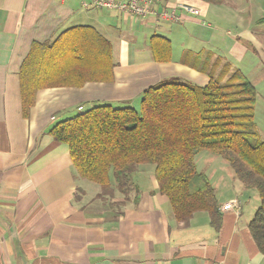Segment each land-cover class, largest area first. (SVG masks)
Returning a JSON list of instances; mask_svg holds the SVG:
<instances>
[{
    "label": "crops",
    "instance_id": "crops-1",
    "mask_svg": "<svg viewBox=\"0 0 264 264\" xmlns=\"http://www.w3.org/2000/svg\"><path fill=\"white\" fill-rule=\"evenodd\" d=\"M226 2L158 0L153 13L136 18L111 9H83L81 0H0V264H264L248 229L259 197L255 190L244 189L234 174L218 171L213 181L201 172L215 189L221 214L217 230L206 212H196L182 224L158 191L154 167L135 168L139 173L131 178L128 194L114 189L101 199V188L78 176L68 147L48 135L54 124L94 106L134 107L146 88L164 79L206 85L208 71L190 66L186 59L200 54L198 61H203L210 53L194 50L189 41L204 39L202 28L209 30L205 40L223 34L211 21L217 15L214 9ZM181 3L197 8L199 15L176 9L179 20L160 18ZM261 9L255 0L236 1L230 22L234 30L227 34L250 43L261 62L263 70L254 68L252 80L247 79L256 91L255 130L264 141V117H259L264 116V107H259L264 90V23L260 22L264 17L250 15ZM133 22L143 28L145 37L151 33L170 41L169 62L153 61L149 48L144 58L128 60L117 28L128 27V36ZM78 25L92 26L110 41L113 81L39 90L24 118L18 71L31 43L51 40ZM211 56V63L220 59L222 64L220 56ZM204 153L195 156L196 169V157L201 156L212 173V155ZM233 199L238 213L222 211Z\"/></svg>",
    "mask_w": 264,
    "mask_h": 264
},
{
    "label": "trees",
    "instance_id": "trees-1",
    "mask_svg": "<svg viewBox=\"0 0 264 264\" xmlns=\"http://www.w3.org/2000/svg\"><path fill=\"white\" fill-rule=\"evenodd\" d=\"M148 46L153 61L171 60L167 38L152 35ZM200 56L186 61L208 71L206 85L166 79L142 92L139 110L94 106L54 124L48 135L68 147L78 176L98 185L101 196L114 189L128 194L135 168L150 164L174 219L187 224L194 213L206 212L215 230L221 223L215 189L196 169L195 156L207 152L222 158L243 188L258 194L248 229L264 255V141L253 119L256 91L241 71H231L220 59L211 63V54L203 61ZM114 67L110 41L92 26H73L51 40L33 41L18 71L23 117L29 116L39 90L111 83Z\"/></svg>",
    "mask_w": 264,
    "mask_h": 264
},
{
    "label": "rangeland",
    "instance_id": "rangeland-1",
    "mask_svg": "<svg viewBox=\"0 0 264 264\" xmlns=\"http://www.w3.org/2000/svg\"><path fill=\"white\" fill-rule=\"evenodd\" d=\"M238 0H227V2L220 7L215 8L214 10L217 11L216 17L212 19V24L213 26H220L221 29L223 30V34L220 32H217V36L213 35L210 36L208 40H205L207 37V34L209 33V30L201 29L202 31L205 32V38L201 40H191L189 41L191 48L194 50H200L203 49L205 51H201L203 55L205 54H216L221 57L222 59V64L223 63H228L229 66L231 67V70H239L241 73L248 79L252 80V75L251 71L255 69H262V65L260 64L261 62L258 61V59H255L254 51L250 43L245 42V41H239L237 39H233L232 37H229L231 35L227 34V31L232 32V25H231V12L235 7V2ZM257 7L258 5H262L261 12L258 11L257 13H254L253 11L250 12L251 14H255V16H260L264 17V0H255ZM227 9V10H226ZM105 12V11H104ZM205 21V19H203ZM133 27L131 28V32L129 33L128 36H126L128 27H118L117 30H121L120 37L122 38V47H126L128 50V60H140L144 58L147 54V49L149 48V43H147L148 38L151 36V33L147 35V37L144 36L143 28L138 24V22H133ZM208 21L204 22V25H207ZM264 29V28H262ZM126 36V37H125ZM180 38V35H177L173 38V44L174 47L176 48L178 46V39ZM264 37H261L263 39ZM115 46V45H114ZM243 52V53H242ZM242 53V54H241ZM192 57V56H191ZM116 60H119L116 58ZM192 61V59H190ZM250 65H255L252 68ZM254 69V70H255ZM170 79V78H169ZM166 80V79H164ZM261 95L263 99L259 100V107L263 108L264 107V90L261 91ZM134 106L135 110H139L140 108V103H136V105H131ZM83 110V109H82ZM81 112V111H80ZM80 114V113H79ZM259 117H264L262 114H259ZM264 130V129H263ZM206 153V152H205ZM204 153V155H206ZM201 156L196 157L197 159V169L199 172H205L211 180L214 181V175H218L221 172H226L230 173L233 175L232 170L228 166L225 160H223L220 157L217 156H210L212 157V165H211V170H213L212 173H210L206 168V163L201 161ZM138 167V166H137ZM136 167V168H137ZM143 166L138 167L140 169ZM144 167H148L147 169H150L151 167H154L153 165L150 164H145ZM112 173V172H111ZM110 173V177L112 178V174ZM139 173V170L134 171V173L131 175V177H136L137 174ZM91 183V182H90ZM90 185V184H89ZM93 185V184H92ZM96 185V184H95ZM98 185H96L97 187ZM106 195H103L101 199H104Z\"/></svg>",
    "mask_w": 264,
    "mask_h": 264
},
{
    "label": "built area",
    "instance_id": "built-area-1",
    "mask_svg": "<svg viewBox=\"0 0 264 264\" xmlns=\"http://www.w3.org/2000/svg\"><path fill=\"white\" fill-rule=\"evenodd\" d=\"M158 0H81L83 9H111L116 10L124 15L142 18L153 13V4ZM177 10L182 12L199 15V10L188 4H178L169 11L162 12L159 16L164 20L177 21L179 15ZM222 211H235L238 213V202L233 199L221 207Z\"/></svg>",
    "mask_w": 264,
    "mask_h": 264
}]
</instances>
